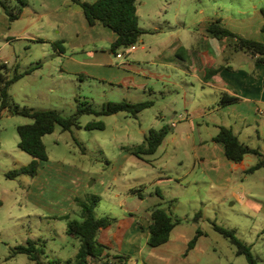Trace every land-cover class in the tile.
<instances>
[{
    "label": "rangeland",
    "instance_id": "rangeland-1",
    "mask_svg": "<svg viewBox=\"0 0 264 264\" xmlns=\"http://www.w3.org/2000/svg\"><path fill=\"white\" fill-rule=\"evenodd\" d=\"M65 1L28 0L44 14L37 25L44 27L40 37L59 36L60 28L51 23L68 24L75 19L69 15L71 10L82 11L72 0V9ZM259 3L262 10L259 13L264 17V0H137L138 23L146 32L136 46L141 48L146 44L147 60L132 65L133 56L143 53L141 50L118 59L116 53L111 52L112 43L107 35L97 32L99 41L86 50H97L95 59L108 63L88 67L89 73L99 75L100 79L76 72V60L80 55L69 44H64L65 55L54 42L34 39L3 50L0 63L7 58L10 66L18 65L19 72L36 67L10 89L12 103L21 109H52L70 116L83 102L99 112L109 103L122 101L151 100L154 105L138 117L125 112L91 114L80 117L81 128L63 131L57 126L54 133L44 137V143L51 163L60 166L59 169L46 166L38 175L40 179L35 177L37 174L33 177L7 176L28 166L34 159L19 148L17 132L18 126L32 120L12 111L1 114L0 264H73L80 241L68 235V224L82 219L79 213L82 204L94 197L99 198L96 217L111 221V226L102 230L98 238L109 247L113 263L169 264L170 259L171 264H249L245 256L236 254V247L229 240L214 230L213 223H216L235 230L237 238L244 243H254L252 253L258 264H264V220L259 204L235 202L229 188L205 176L204 170H209L208 159L204 164L197 160L200 153L208 157V148L213 146L211 138L218 134V128L211 121L207 124L200 118L191 124L187 119L179 122L180 116L190 118L199 107L212 109L222 95L200 80L198 70L189 66L192 51L206 44L202 25L221 19L223 25L227 22L240 30L243 21L255 15L254 4L259 6ZM237 33L244 35L240 31ZM260 37L263 39L264 33ZM211 40L220 48L223 45L217 63L234 56L233 66H237L239 59L245 57L244 53L233 54L226 46L228 42ZM176 42L181 44L184 55L172 54L171 45ZM122 51V48L118 50ZM164 62L172 65L164 66ZM123 68L138 76V84L128 79L120 84ZM174 114L177 118L171 119ZM96 121H102L105 129H85L86 124ZM172 121L179 124L177 130L172 128ZM215 121L220 122L221 118L216 117ZM165 126L170 127V133L154 155H143L142 159L130 153L143 144L151 129ZM200 142L206 143L200 147L201 152ZM257 161V156L247 155L243 166ZM49 174L54 176L46 180ZM80 185L83 189L79 193L77 187ZM65 189L67 192L63 193ZM68 198H76L74 209L60 214L68 206L61 207L59 203ZM173 199L177 200L172 202ZM157 206L171 207L179 221L178 229L191 232L192 228L196 231L199 227L205 231L208 237L204 241H211L206 254L193 249L187 253L175 247L176 251L173 248L172 254L168 252L171 255L165 256L168 247H150L149 231L142 232L139 226L133 225L140 218H150ZM198 212H202L203 218L196 223L194 217ZM175 235L170 240L173 241ZM29 242H33L36 249L38 259L35 261L27 254H15L19 246H28ZM93 264L102 262L93 259Z\"/></svg>",
    "mask_w": 264,
    "mask_h": 264
},
{
    "label": "crops",
    "instance_id": "crops-1",
    "mask_svg": "<svg viewBox=\"0 0 264 264\" xmlns=\"http://www.w3.org/2000/svg\"><path fill=\"white\" fill-rule=\"evenodd\" d=\"M41 1L44 2V0ZM86 1L93 3L97 0ZM24 2L26 4L22 5L20 0H8V5L10 6V8L15 9L16 11L19 8H22L21 14L14 21H10L5 8L0 4V56H2L3 50L6 47L14 46L16 45L15 43L18 44L22 41H29V39H34L37 42L44 43L58 42L61 44L63 42L61 45L64 48V52L61 53H64L65 55V50H67V48L65 49L64 44H69L70 46H73V48L77 51L76 54L80 55V57L76 60L78 65L76 72H82L88 77L100 79L101 77L99 78V75L89 73L90 71L88 70V67L92 65L106 66L108 65V63L105 62L103 64L102 61H97L95 59V57L98 55L97 50L87 51L86 49L89 48V46H91L92 44H96V42L99 41V38L97 37V32L102 36L107 35L108 40L112 44L116 40V34L111 29L101 26L99 24L90 26L83 11L71 10L69 15H72L73 18L75 17V19H72V21H68V24L60 26L61 24H58L56 22L51 23L53 24V27L60 28V31L58 32L59 36L52 37L51 35L50 37L46 36L42 38L40 36H43L44 27H38L37 25L39 21L43 19L44 14H41L39 11H37L35 5L32 6L31 3L28 2V0H24ZM65 4L66 6L70 7V9H72L73 6L71 5L70 0H66ZM260 7V3L259 6L257 4H254L253 9L255 10V15L251 19L243 21L242 29L237 30L227 22H224V26L231 28L230 30L234 32L240 31L244 34V36L248 38L255 39L258 41H264V38L261 39L260 37L261 34L264 33V17L261 15V13H259L262 12V10H260ZM211 22L208 21L202 25L206 44L205 46H201V49H196L198 51H192V58L189 63V66L191 68L194 67V70H198L196 73L200 80H202L207 85L215 88L217 91L221 92L222 95L220 97V100L224 95L238 97L240 98V100L238 102L226 106H219V100L217 105L212 109H207L206 107H199L190 115V118L189 116L182 117L181 119H179V122L187 119V121H189L188 123L191 124L200 118L203 122H206L207 124H209L208 121H211L218 128V130L220 126L230 127L234 130V132L239 137V140L242 143L249 146L250 148L258 149L264 155V65H257L256 58L252 57L249 54H244L245 57H243V59H239L240 61L237 66H233V62L236 60V57L234 56L224 58L223 63H217L219 55L222 53L223 45L220 48L212 43L211 39L216 38H214L212 34L208 32V27ZM33 27L34 29H32ZM107 29L112 32H108ZM61 45L58 46L59 49ZM181 49L182 46L179 42H176L171 45V51L174 55H184V52H182ZM140 50L143 51L144 54L140 53L139 55H134L131 61L132 65L140 64L144 60H147L148 49L146 44L143 45L141 48L137 47L136 50L132 53ZM89 53H92V55L88 56ZM131 54H129L127 57H129ZM4 64H6L8 68L12 70V73L15 68L18 69V65L16 67L13 65L10 66V61L7 58H4L2 63H0V65ZM162 65L170 66L172 64L164 62L162 63ZM173 66H175V64H173ZM222 66H224V69H221L216 75L212 77L210 81H206V73L208 69L220 68ZM121 70V77L119 79L121 85L124 84V81L126 79L130 80L135 84H138L139 78L136 74L132 73L131 71L125 68ZM175 114L171 117V119L177 118ZM216 117H220L221 121H215ZM172 123H175V126H173L172 128L176 127L177 130L179 126V124H177V121H172L171 126ZM213 137L211 138V141ZM174 140L175 139H173L172 141ZM212 143L213 146L211 148H208L210 150L208 157H205L201 153L197 156V160L200 161V164H204L206 159H208L209 161L208 172L207 170H204L205 176L208 175L210 180L216 183L217 185L229 188L232 192L233 198H235V202H242L244 204H246V202H257L260 206L259 209L261 210L260 212L264 220V168L252 174L245 173V171L254 166L259 161V159L256 163L250 166H243V163L246 161V155L245 159L241 163H234L226 157L225 148L222 143H217L213 141ZM205 144V142H200L198 148L200 149V147L205 146ZM48 165H51L52 168L56 169H59L58 167L60 166L55 163H51L50 160L39 161L37 175L35 176L37 177V179L40 177L38 175L42 172V169ZM57 171L63 172L59 170ZM53 176L54 174H49L46 180L52 178ZM46 184L47 182L44 183V185ZM77 189L80 193L83 189L82 185L77 187ZM66 190L67 189H65L63 193L67 192ZM72 192H74V189ZM74 199L68 198L67 201H61L59 203L61 207L68 206V209H66V211L64 209H60L64 210L63 212H60V214H67L69 211H72L74 209L76 198ZM81 212L82 210L80 208V216ZM149 223L150 218H140L136 221L133 226H139L141 231L145 232L149 231ZM131 226L132 225H130V227ZM177 226H175L172 231V235L176 234L174 240H170L168 243L161 246L168 247L165 256H170L173 252V248L174 251H176L177 249H175V247L180 248L183 252H186L188 249L189 242L194 238V234H196L197 231V228L196 231H194V229L192 228L191 232H185L182 229H178ZM206 237H208V234H206L205 236H201L198 239L197 244L193 248V250H198L200 252L202 251L206 254L211 245V241H209L208 243L204 241ZM181 243L183 245H181ZM253 244L254 243L248 245H250L253 249ZM168 252L171 254L169 255ZM168 263L171 264L172 260L169 259Z\"/></svg>",
    "mask_w": 264,
    "mask_h": 264
},
{
    "label": "trees",
    "instance_id": "trees-1",
    "mask_svg": "<svg viewBox=\"0 0 264 264\" xmlns=\"http://www.w3.org/2000/svg\"><path fill=\"white\" fill-rule=\"evenodd\" d=\"M20 2L22 5L26 4L24 0H20ZM136 2L137 0H97L91 3L86 0H72L73 5L81 7L90 26L99 24L111 29L116 34V40L111 48V52L116 54H118V50L121 48L138 44L145 33V30L138 23ZM0 4L5 8L10 21L16 20L22 12V8H19L17 11L10 8L8 0H0ZM208 32L217 40L228 42L229 44L226 46L231 48L233 54H249L256 58L257 65H264V41L251 39L230 30L222 24L221 19L211 22L208 27ZM61 44L56 42L55 47ZM60 50L64 52L62 45ZM34 69L36 67L19 72L15 68L12 73V70L6 64L0 65V117L5 110H8L32 120L29 124L18 126L17 132L20 138L19 148L31 155L34 159L28 166L8 173L7 176L9 178H15L18 175H29L33 177L37 174L38 162L49 160L44 137L54 133L57 126H60L63 131L81 128L82 126L79 122L80 117L91 114L100 116L125 112L133 117H138L143 111L154 105L152 101L137 103L122 101L109 103L106 108L99 112L83 102L79 103L77 111L70 116H63L58 110L52 109H21L12 103L9 92L14 83L26 75L31 74ZM221 69H224V66L208 69L206 81H210ZM239 100L240 98L238 97L224 95L219 101V106L233 104ZM84 127L87 130H104L105 124L102 121H96L89 122ZM169 133V126H165L159 130L151 129L148 135L145 136L143 144L130 153L139 158H142L143 155H154ZM212 141L222 143L225 148L226 157L234 163H241L248 154L256 155L259 161L247 169L245 171L246 174H252L264 168V155L258 149L250 148L242 143L232 128L220 126L218 134L213 137ZM141 197L143 196L141 195ZM98 201L99 198L94 197L90 202L82 204V219L79 221H71L68 224V235L80 241L78 253L73 264H93V259L100 260L102 264H116L111 262L110 253L108 252L109 247L98 238L102 230L111 226L109 218L96 217L95 208ZM175 201L173 200L172 202ZM202 218V212H198L194 217V221L198 223ZM178 223L179 221L175 219L171 207L162 208L157 206L150 213V237L148 245L152 248H159L168 243L171 239L172 231ZM213 228L236 247L237 255L245 256L249 264H258L257 259L252 253L251 246L237 238L235 230L220 226L216 223H213ZM206 234L205 231L198 227L194 238L188 244L186 252L188 253L192 250L196 246L198 239ZM19 253L27 254L32 261L38 259L33 242H29L28 246H19L15 254Z\"/></svg>",
    "mask_w": 264,
    "mask_h": 264
},
{
    "label": "built area",
    "instance_id": "built-area-1",
    "mask_svg": "<svg viewBox=\"0 0 264 264\" xmlns=\"http://www.w3.org/2000/svg\"><path fill=\"white\" fill-rule=\"evenodd\" d=\"M137 48L136 45H131L129 47H125V48H122L124 49V51L122 52H118V54H116V57L118 59H123L125 57H127L129 54H131L133 51H135ZM183 116H180V118H182ZM173 126H175V123H173Z\"/></svg>",
    "mask_w": 264,
    "mask_h": 264
}]
</instances>
